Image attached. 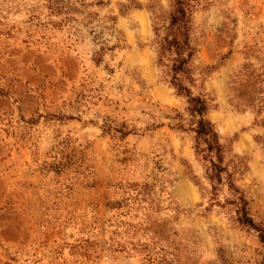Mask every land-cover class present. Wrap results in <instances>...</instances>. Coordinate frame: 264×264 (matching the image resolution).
I'll return each instance as SVG.
<instances>
[{
	"label": "rangeland",
	"instance_id": "obj_1",
	"mask_svg": "<svg viewBox=\"0 0 264 264\" xmlns=\"http://www.w3.org/2000/svg\"><path fill=\"white\" fill-rule=\"evenodd\" d=\"M171 5L0 0V264H264V0L193 4L218 178L157 66Z\"/></svg>",
	"mask_w": 264,
	"mask_h": 264
},
{
	"label": "trees",
	"instance_id": "obj_2",
	"mask_svg": "<svg viewBox=\"0 0 264 264\" xmlns=\"http://www.w3.org/2000/svg\"><path fill=\"white\" fill-rule=\"evenodd\" d=\"M194 2L195 0H172V12L168 24L153 28V45L158 67H166L167 65L163 64V60L170 57V66H168L169 84L175 90L176 95L186 100L189 115L198 118L193 132L197 140L202 139L205 143L206 149L204 151L214 153L216 162L212 159H208V161L211 164L214 177L218 178L219 173L223 170L219 165L222 162V147L213 125L205 119L210 107L203 98L193 95L190 86H188L190 83L189 63L195 55V49L191 46L189 40L190 17ZM135 9H141V7H135ZM203 159L206 158L203 157ZM236 213L237 223L254 230L258 234L259 242L264 250V229L255 225L244 205H239Z\"/></svg>",
	"mask_w": 264,
	"mask_h": 264
},
{
	"label": "crops",
	"instance_id": "obj_3",
	"mask_svg": "<svg viewBox=\"0 0 264 264\" xmlns=\"http://www.w3.org/2000/svg\"><path fill=\"white\" fill-rule=\"evenodd\" d=\"M136 14V13H135ZM137 14H141V12H137Z\"/></svg>",
	"mask_w": 264,
	"mask_h": 264
}]
</instances>
